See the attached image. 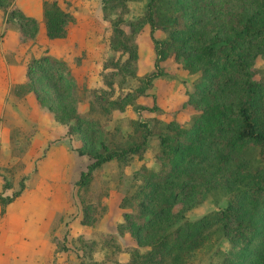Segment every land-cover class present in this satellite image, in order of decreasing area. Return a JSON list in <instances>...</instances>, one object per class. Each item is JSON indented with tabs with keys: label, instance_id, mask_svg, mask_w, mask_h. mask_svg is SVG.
I'll list each match as a JSON object with an SVG mask.
<instances>
[{
	"label": "trees",
	"instance_id": "16d2710c",
	"mask_svg": "<svg viewBox=\"0 0 264 264\" xmlns=\"http://www.w3.org/2000/svg\"><path fill=\"white\" fill-rule=\"evenodd\" d=\"M128 1L102 0L106 16L119 8L108 36L113 53L102 65L111 69L103 73L106 85L90 90L86 111H78L82 98L69 67L49 55L31 58L26 79L10 88L16 97L33 91L67 125L66 134L79 137L77 151L91 159L75 181L84 190L103 163L142 157L156 134V164L133 171L135 182L120 202L131 209L123 212L118 231L132 235L136 245L122 247L115 233H103L100 249L109 247L113 255L127 251L128 258L112 255L85 264H195L202 254L208 264H264V72L255 64L264 57V0H146L134 20L122 15ZM0 7L7 21L17 16L36 28L35 19L12 0H0ZM41 7L46 36L65 37L73 15L58 0H42ZM143 26L155 59L153 69L139 75L133 33ZM159 29L162 38L155 36ZM169 59L188 72H200L187 90L197 112L183 122L168 118L156 131L138 116L123 130L115 110L131 105L138 113L161 111L148 88L163 75L161 62ZM150 94L151 105L139 102ZM19 183L9 195L0 192L1 211L24 188L22 179ZM8 186L5 181L3 188ZM207 195L226 201L188 218L186 211ZM91 208L83 203L82 221H92Z\"/></svg>",
	"mask_w": 264,
	"mask_h": 264
},
{
	"label": "rangeland",
	"instance_id": "374dc122",
	"mask_svg": "<svg viewBox=\"0 0 264 264\" xmlns=\"http://www.w3.org/2000/svg\"><path fill=\"white\" fill-rule=\"evenodd\" d=\"M58 2L74 20L65 37L54 39L45 34L42 0H12L14 7L35 19L34 30L29 24H22L17 16L7 21V12L0 7V192L9 195L19 188L21 179L24 182L20 194L3 211L0 206V264H85L110 258L113 254L109 247L100 249L103 233H115L122 247L136 245L132 235L118 231L117 224L124 220L123 212L131 209L120 206V202L135 182L133 171L141 164H156L154 152L158 141L153 134L142 157L107 161L94 171L85 190L79 188L75 181L91 160L77 151L79 137L66 134L67 125L41 105L33 91L24 97L11 94V86L26 79L28 61L42 55L67 64L82 98L78 102L80 112L89 107L90 90L106 85L104 79L108 77L103 73L111 68L103 69L102 65L113 53L108 36L111 19L119 8L106 16L102 0ZM145 2L129 0L123 17L134 20L141 16ZM124 28L130 32L128 24ZM155 36L162 38L164 32L156 30ZM133 37L138 51L137 73L143 75L153 69V43L146 26L137 29ZM255 64L264 72V57H259ZM161 65L163 75L154 78L148 88L161 111L142 108L138 113L131 105L115 110L113 117L120 119L123 130L127 131L129 120L138 116L149 121L156 131L168 118L183 122L197 112L198 107L188 101L187 90L200 72H188L171 59ZM139 99L146 106L153 102L151 94ZM5 181L10 186L3 188ZM225 201V197L207 195L189 208L186 216L195 218ZM82 202L92 204L90 223L82 221ZM128 256L127 251H121L113 258L124 261ZM198 258L195 264H208L206 255Z\"/></svg>",
	"mask_w": 264,
	"mask_h": 264
}]
</instances>
